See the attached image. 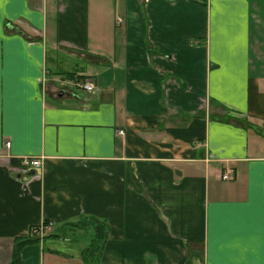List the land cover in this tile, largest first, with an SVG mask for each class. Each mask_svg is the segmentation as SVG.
<instances>
[{"label":"crops","instance_id":"obj_1","mask_svg":"<svg viewBox=\"0 0 264 264\" xmlns=\"http://www.w3.org/2000/svg\"><path fill=\"white\" fill-rule=\"evenodd\" d=\"M84 216L104 264H264V0H0V264L46 219L24 264H85Z\"/></svg>","mask_w":264,"mask_h":264},{"label":"trees","instance_id":"obj_2","mask_svg":"<svg viewBox=\"0 0 264 264\" xmlns=\"http://www.w3.org/2000/svg\"><path fill=\"white\" fill-rule=\"evenodd\" d=\"M42 223L48 224V223H51V221L46 219V220L42 221ZM66 223H69L70 227L89 228V229L93 230V232H94L93 238L94 239H93V241H91V245L83 250V258H84V260H86L87 264H99L98 261H95V262L90 261V258H91L90 255L94 256V255L100 254L102 252V249L105 245V242H106L107 236H108L107 222L105 220L99 219L97 217L84 216V217H80L78 220L70 221V222H66ZM41 230H44V229H40L39 224L33 225L30 227V232L26 237L16 239L14 242L12 258L7 264H24V262L20 256L21 248L26 243L34 242L36 240L35 237L39 236ZM49 233H51V232H49ZM47 234H45V235H47Z\"/></svg>","mask_w":264,"mask_h":264},{"label":"rangeland","instance_id":"obj_3","mask_svg":"<svg viewBox=\"0 0 264 264\" xmlns=\"http://www.w3.org/2000/svg\"><path fill=\"white\" fill-rule=\"evenodd\" d=\"M78 89V88H77ZM80 93H82V94H84L85 95V92L84 91H82V90H78ZM87 92H92V91H87ZM7 143V141L6 142H4V147L5 148H9L10 146L9 145H7L6 144ZM26 157H28V156H23L22 158H21V170H24V171H30V172H35L36 173V168L37 167H39V166H37V167H25L24 165H23V163H22V159H24V158H26ZM32 175V174H31ZM51 223H52V225L54 224L53 223V221H51ZM67 224V226H65V230H68L69 228H70V224L69 223H66ZM69 227V228H68ZM71 228H75V227H71ZM76 228H81V227H76ZM46 228H44V230H42L41 232H40V234H39V236H37V237H35L36 238V240H38V239H40V238H42L45 234H47V233H49V231H47V230H45ZM75 230V229H74ZM87 230H89V228L88 229H86V231H81V232H76L75 234H74V232H71V231H67L66 232V234H67V237H69L70 239H72V240H70V242L68 243V244H60L59 246V248L61 249V248H64V250H69V251H75V252H79L80 250H82V256H83V250L85 249V248H87V247H89L90 245H91V242L89 241V238L87 239V232H91L92 233V229L91 230H89V231H87ZM60 231H58V230H56L55 231V233L56 234H58ZM61 233V232H60ZM72 235V236H71ZM48 236V238H52V236H55V234L54 233H50L49 235H47ZM57 237V236H56ZM59 237V236H58ZM93 237V236H92ZM38 238V239H37ZM107 238H108V236H107ZM54 239H57V241H62V240H58V238H55L54 237ZM35 240V241H36ZM66 241H69V240H66ZM105 244H106V242H105ZM104 248H105V245H104V247H103V249H102V252L100 253V254H96V255H94V256H91L90 255V261H92V262H95V261H98V263L99 264H104V262H103V258L101 257L102 256V253H103V251H104ZM56 255H62V256H65V255H63V254H59V253H55ZM100 255V256H99ZM83 258V257H82ZM85 262V264H87V262H86V260H84Z\"/></svg>","mask_w":264,"mask_h":264},{"label":"built area","instance_id":"obj_4","mask_svg":"<svg viewBox=\"0 0 264 264\" xmlns=\"http://www.w3.org/2000/svg\"><path fill=\"white\" fill-rule=\"evenodd\" d=\"M75 83H77L79 86H81L86 91H93L98 84V76L92 75V76L81 78V79H75ZM6 144L10 146L9 142H7ZM22 163L26 168L27 167H37L40 165V159L26 157L22 159ZM226 177H228L227 174L223 176V178H226ZM51 226H52L51 223H48V224L42 223L39 225L40 229H44V228L49 229Z\"/></svg>","mask_w":264,"mask_h":264}]
</instances>
